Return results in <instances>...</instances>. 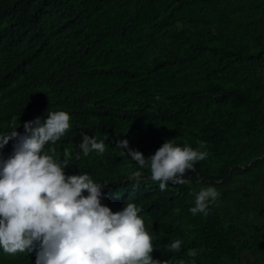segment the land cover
Segmentation results:
<instances>
[{
  "label": "trees",
  "instance_id": "1",
  "mask_svg": "<svg viewBox=\"0 0 264 264\" xmlns=\"http://www.w3.org/2000/svg\"><path fill=\"white\" fill-rule=\"evenodd\" d=\"M61 110L70 128L45 151L60 161L70 153L65 175L106 184L101 204L113 212L140 207L153 259L264 264V0H0V133L23 135L25 122ZM85 134L105 152L84 156ZM125 139L145 158L166 140L203 141L208 156L188 183L161 191L120 154ZM137 170L138 185L127 178ZM208 186L220 196L193 216ZM177 238L180 251H169ZM35 258L0 250V264Z\"/></svg>",
  "mask_w": 264,
  "mask_h": 264
},
{
  "label": "clouds",
  "instance_id": "2",
  "mask_svg": "<svg viewBox=\"0 0 264 264\" xmlns=\"http://www.w3.org/2000/svg\"><path fill=\"white\" fill-rule=\"evenodd\" d=\"M70 120L66 111H53L43 121L38 117L25 122L23 135L15 130L0 133V149L15 141L12 154L7 159L0 156V250L10 256L35 251V264H160L151 255L152 237L140 207L128 202L113 212L101 204L106 184L94 182L87 173L65 175L70 153L65 151L60 161L54 159L55 148L45 151V145L55 144L69 130ZM116 143L127 149L122 156L149 169L161 191L169 182L188 183L183 178L186 171H194V164L208 156L203 141L194 149L166 140L147 158L126 139ZM79 148L88 156L103 154L106 145L85 134ZM127 178L138 185L142 172L132 171ZM219 196L216 188L202 187L189 212L207 215ZM181 245L177 238L166 247L179 252ZM197 254L196 249L188 252L191 257Z\"/></svg>",
  "mask_w": 264,
  "mask_h": 264
}]
</instances>
